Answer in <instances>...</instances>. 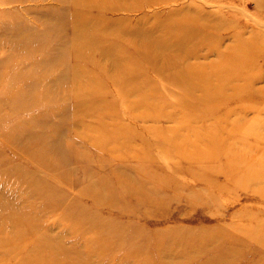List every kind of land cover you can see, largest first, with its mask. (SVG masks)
Segmentation results:
<instances>
[{"label": "rangeland", "instance_id": "obj_1", "mask_svg": "<svg viewBox=\"0 0 264 264\" xmlns=\"http://www.w3.org/2000/svg\"><path fill=\"white\" fill-rule=\"evenodd\" d=\"M0 264H264V0H0Z\"/></svg>", "mask_w": 264, "mask_h": 264}, {"label": "bare ground", "instance_id": "obj_2", "mask_svg": "<svg viewBox=\"0 0 264 264\" xmlns=\"http://www.w3.org/2000/svg\"><path fill=\"white\" fill-rule=\"evenodd\" d=\"M76 3V5L74 4V6L73 7H76L77 6V8L78 9H80V6H83L84 5V3L82 4V2H78V1H76L75 2ZM85 7V6H84ZM189 21H191L192 23H194V24H196V20L195 21H193L192 19H189L188 21H184L183 22V24L185 25V24H187V23H190ZM68 23V22H67ZM86 24L87 23H83V24H81L82 26H85V27H82L81 29H85L86 28ZM90 24V26H92V27H96V25H92L93 23L92 22H90V23H88V25ZM181 25V24H180ZM59 29H63V25L62 26H59ZM189 40V39H188ZM188 40H180V41H177V43L175 42V43H173L172 45H169L168 47H167V49L163 46V45H161L160 43H158L157 41H155V42H153L152 41V43H151V45H150V47L148 48V49H146V50H144V52H146V53H141L140 54V56H139V58H141V60H144L145 61V65H148V66H151V68L152 69H154L155 70V72H162V70H163V68H162V66L161 65H159L160 64V61H167V62H169L170 61V59H171V57H170V55H165L166 54V52L168 53V52H170V51H172V52H175V51H180V53H183V51H185V54H187V55H185V56H187V57H192L193 55V53H190L189 51H188V49L189 48H187L188 47V45H187V41ZM134 46H132L133 47V50H135V51H141V47H139V44H136V43H132ZM129 46V45H128ZM132 47L130 46V49H132ZM134 47H136V48H134ZM170 47V48H169ZM95 49H96V51H98L99 49H101L102 50V54H100V58L101 59H103L104 58V60L106 61H109L112 65H114V66H117V65H120L121 63H122V61H124L125 63L127 62V63H131L130 62V60L128 59V57H124V55L122 54V55H119V56H121V58H118L115 54H111V55H108L106 52L104 53V49L103 48H101V46L99 45V46H95L94 47ZM61 52H63V51H61ZM118 55V54H117ZM126 56V55H125ZM165 57V58H164ZM91 59H93V57L91 58ZM123 59V60H122ZM175 60H177L176 61V63L177 64H180V63H178V62H182V60H181V58H179V60L178 59H175ZM124 63V64H125ZM112 65H111V67H112ZM131 67L133 68V69H137L136 68V66H133V64L131 63ZM184 68V67H183ZM196 70L197 69H195V68H189L188 67V69H186L184 72H183V74L184 75H187V74H189V73H191L192 74V72H194V73H197L196 72ZM124 74H125V69H123V71H122ZM175 81H176V79H174ZM194 86H196V85H194ZM196 87H201V86H196ZM194 89V88H193ZM205 98H203V99H201V100H204ZM63 157V156H62ZM75 157V156H74ZM65 159V158H64ZM88 159V158H87ZM66 160V159H65ZM71 168V167H70Z\"/></svg>", "mask_w": 264, "mask_h": 264}]
</instances>
